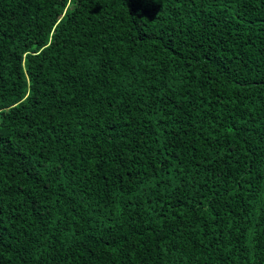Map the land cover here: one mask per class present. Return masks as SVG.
<instances>
[{"label": "trees", "instance_id": "trees-1", "mask_svg": "<svg viewBox=\"0 0 264 264\" xmlns=\"http://www.w3.org/2000/svg\"><path fill=\"white\" fill-rule=\"evenodd\" d=\"M0 264H264V0H0Z\"/></svg>", "mask_w": 264, "mask_h": 264}]
</instances>
